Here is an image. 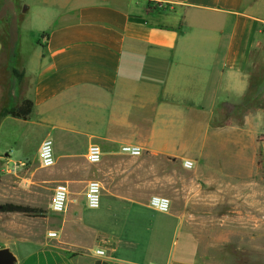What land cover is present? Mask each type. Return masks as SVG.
Masks as SVG:
<instances>
[{
  "label": "crops",
  "instance_id": "obj_1",
  "mask_svg": "<svg viewBox=\"0 0 264 264\" xmlns=\"http://www.w3.org/2000/svg\"><path fill=\"white\" fill-rule=\"evenodd\" d=\"M3 22L14 29L12 50L32 109L26 119L2 120L0 143L9 138L13 146L0 159L34 166L51 137L56 164L43 169V183H65L69 200L64 213L49 209L42 217L41 239L0 249L14 247L17 264L259 263L231 259L226 247L233 231L228 217L264 214V176L258 177L264 112L253 109L252 98V109L243 105L259 58L264 65V0H0ZM4 50L3 40L0 62ZM240 109L243 122H233ZM31 133L42 138L28 151ZM197 136L209 147L229 140L242 153L255 148L256 175H212L197 183L164 175L161 157L182 168L185 160H200ZM92 144L104 152L98 164L87 161ZM126 144L143 154L119 153ZM92 180L103 188L100 209L93 210L104 218L89 213ZM201 183L208 190L196 188ZM154 195L169 196V214L149 206ZM151 211L168 222H155ZM179 231L186 240L181 250L153 251ZM258 231L250 230L251 247L237 248L257 250Z\"/></svg>",
  "mask_w": 264,
  "mask_h": 264
},
{
  "label": "rangeland",
  "instance_id": "obj_2",
  "mask_svg": "<svg viewBox=\"0 0 264 264\" xmlns=\"http://www.w3.org/2000/svg\"><path fill=\"white\" fill-rule=\"evenodd\" d=\"M9 24L6 22L1 24L0 26V37L4 40L5 50L3 54V67H2V77L3 84L5 87V95L3 99V106L1 107H20L23 106L28 92V82L23 79L21 84L11 83V68L17 69L19 72L21 71V61H16V58L13 56L11 58V41L8 34ZM262 57L259 58L258 67L252 72V80L253 83L257 86L255 89L256 93L263 92L264 99V65L262 64ZM13 84V85H12ZM13 87V88H12ZM12 95L13 99H10ZM13 101V102H11ZM11 102V103H9ZM245 109H240L237 114H231L233 122L241 123L244 120ZM264 112V111H262ZM12 118V117H11ZM228 118V119H230ZM260 125L264 132V114L260 117ZM42 138L41 134L31 133L28 136V141L26 145V150H33L35 144L39 142ZM204 138L202 136L196 137V151L194 154L200 159L194 162V168L188 171H184L182 165L177 167L173 162L169 161L168 158L161 157L162 166H163V174H178L179 176L185 175L189 177H194L197 182H203L205 176L217 175L221 177H231L238 178L240 176H249L253 173L256 175V158L258 156V161L260 157V152L256 151L255 148H252L248 152H241L238 147L234 144V142L226 141L225 143H219V141L212 142L209 146H205L203 143ZM204 145V146H203ZM13 146L12 140L6 138L0 143V152H5L7 149ZM205 147L204 152L200 151ZM130 157V156H129ZM4 159H0V203L1 204H16L29 206L32 208H40L46 214L49 211L50 201L53 196V189L56 186L55 184H45L42 179V171L40 168L39 162H34V166H30L29 164L25 167H20L13 172L8 171V165H4ZM177 172V173H176ZM264 176V171L262 164L260 162V168L258 177L260 180ZM197 185V184H196ZM201 189L208 190V186L204 184H198L196 186ZM264 184H260V189H263ZM167 196V195H163ZM169 197V196H168ZM102 203V202H101ZM90 209V208H89ZM100 209V208H99ZM89 213H99L98 215L104 218V212H96L89 210ZM263 211L260 210V213L257 216H240V217H228L230 219V224L233 229L231 233V241H228L226 250L228 254L232 255L231 259L235 257L237 259H258V264H264V214ZM44 214V215H45ZM54 214L55 213H51ZM153 215V219L155 222L164 223L167 217L163 214H158L151 211ZM43 215V216H44ZM52 215L51 218L54 216ZM151 215V216H152ZM36 217L31 215H24L20 213H0V244L9 243L10 241L20 240L21 238H28L31 236L35 239H41L43 233L42 226V217ZM217 218V217H215ZM259 230L258 231V249L255 248H247L245 251H242V248H237L238 246H247L251 247L250 240V230ZM247 231V233L244 232ZM256 234L255 232H252ZM137 234V233H135ZM215 234V233H213ZM145 236H148L144 233ZM143 236V235H142ZM130 241L134 240L132 238H128ZM137 240V239H136ZM148 239H142V247L145 245V242ZM186 240L183 231H179L170 235L169 237L164 236L162 238V247L159 250L155 249L154 252H158V256H162L163 254H167L172 250L178 249L181 250L185 246ZM254 244V242H253ZM237 249L236 252L233 249ZM12 253L17 257V252L14 247H11ZM143 251V248H142ZM234 254V256H233ZM146 255L142 253L143 256ZM148 256V255H147ZM142 264L144 263L142 260Z\"/></svg>",
  "mask_w": 264,
  "mask_h": 264
},
{
  "label": "built area",
  "instance_id": "obj_3",
  "mask_svg": "<svg viewBox=\"0 0 264 264\" xmlns=\"http://www.w3.org/2000/svg\"><path fill=\"white\" fill-rule=\"evenodd\" d=\"M119 153L127 156L137 157L143 154V149L137 145H122ZM104 152L97 144H92L87 152V161L91 164H98L102 161ZM38 162L41 169H48L56 164L54 152V141L51 137L46 138L39 149ZM20 168V164H15L8 167V171L13 172ZM185 170L194 168V162L185 160L183 162ZM102 185L98 180H92L87 187V205L90 209H99L102 202ZM69 189L65 183H58L53 189V196L50 202L49 209L56 214L64 213L68 206ZM149 206L160 213L169 214L171 211V199L163 195H154L149 200ZM50 237H55L56 233H50ZM98 255H106L104 250H98Z\"/></svg>",
  "mask_w": 264,
  "mask_h": 264
},
{
  "label": "trees",
  "instance_id": "obj_4",
  "mask_svg": "<svg viewBox=\"0 0 264 264\" xmlns=\"http://www.w3.org/2000/svg\"><path fill=\"white\" fill-rule=\"evenodd\" d=\"M10 27V25H9ZM12 27V26H11ZM8 34L9 37H13L15 35L14 29H9L8 30ZM0 41L3 43V40L0 39ZM5 46V44H4ZM13 46V43L11 42V47ZM13 49V47H12ZM11 49L12 52V56L11 58L13 59V50ZM3 58V56H2ZM3 60H1L0 62V106H3V99H4V95H5V87L3 84V77H2V67H3ZM24 73L19 72L17 69L15 68H11V83H18L21 84L23 82L24 79ZM13 85V84H12ZM257 86L253 83V80L251 78V84H250V90L248 95L246 96L245 100H244V107L247 110L255 109L258 111H264V99H263V92L261 91L260 93H256L255 89ZM13 88V87H12ZM10 99L12 100L13 97L12 95H9ZM252 98L254 99L256 102H253V107L250 104L249 99ZM13 102V101H11ZM9 102V103H11ZM246 104V105H245ZM12 105V103H11ZM32 109V103L29 100H26L23 106L20 107H16V106H12V107H1L0 108V124L2 122L3 119L7 118V117H12V118H18V119H26L27 116L30 114ZM2 213H20V214H24V215H31V216H36V217H41L43 216L45 213L42 211V209L40 208H32L29 206H23V205H16V204H12V203H8V204H4L3 208H2Z\"/></svg>",
  "mask_w": 264,
  "mask_h": 264
},
{
  "label": "water",
  "instance_id": "obj_5",
  "mask_svg": "<svg viewBox=\"0 0 264 264\" xmlns=\"http://www.w3.org/2000/svg\"><path fill=\"white\" fill-rule=\"evenodd\" d=\"M3 204L0 203V213L2 211ZM17 257L12 253L9 248L0 249V264H17Z\"/></svg>",
  "mask_w": 264,
  "mask_h": 264
}]
</instances>
